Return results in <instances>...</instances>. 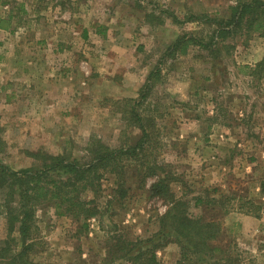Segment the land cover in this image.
<instances>
[{
    "label": "rangeland",
    "instance_id": "rangeland-1",
    "mask_svg": "<svg viewBox=\"0 0 264 264\" xmlns=\"http://www.w3.org/2000/svg\"><path fill=\"white\" fill-rule=\"evenodd\" d=\"M41 1L36 2L37 11L32 13L18 10L14 23L26 27L31 23L41 25L44 19L50 28H56L55 24L61 26L59 31L64 34L61 44L70 46V50L64 57L56 58V43L35 45L43 57L35 69L40 79L57 80L56 85L63 88L62 101L55 112L22 109L19 115L31 117V123H35L31 125L11 126L13 121L9 117H14L13 113L0 109L1 164L21 171L36 166L37 160L32 155L40 153L65 152L82 158L91 136L110 147L119 146L125 138L137 133L121 120L120 100L124 95L138 96L149 72L158 67L160 76L141 107L157 109L152 159L173 168L177 181L172 191L176 198L184 195L190 202V212L195 215L201 209L193 207L194 197L216 198L218 192L227 191L228 196L235 197L231 205L239 198L255 200L257 185L264 182V72L262 68L260 74L249 75L248 68H254L264 56V39L257 34L238 33L228 40L234 50L222 60L210 59L206 51L191 46L175 60L168 58L161 62L177 37L194 34L208 38L211 32L208 24L199 20L188 22L189 16L224 18L233 0H60L57 3L53 0L48 2L46 11L39 9ZM150 13L153 16L147 20L146 14ZM169 13L182 23H174ZM161 20L163 23L158 25ZM27 35L30 43L37 38L34 32ZM118 47L122 51H116ZM40 71L45 72L39 74ZM189 88L194 89L189 99L191 108L183 109L180 102L184 90ZM203 89L209 91L202 93L206 98L201 95ZM214 105L216 112L212 120L215 119L218 127L210 126L205 119ZM42 115L49 124L39 123ZM184 116L195 123V134L200 133L201 138L213 134L210 143L202 139L194 146L202 149V168L205 165L211 172H219L206 180L216 187L197 185L199 181L195 177L198 180L200 177L195 171L197 154L188 140V131L181 126ZM190 149L193 156L186 153ZM126 167L127 196L118 198L114 193L115 179L107 175L101 181L98 198L101 215L87 222L88 230H81V222L57 217L49 208L38 210L35 220L38 234L31 260L37 264H104L108 246V264H127L118 258L122 253H118L121 241L150 238L158 231L152 233L157 211L165 207L167 211L170 205L167 200L151 196L152 179L142 177L144 170L139 164L129 160ZM82 198L90 200L91 191H86ZM263 216L261 213L260 219L243 218L230 212L223 218L222 227L227 234L224 240L229 238L237 244L241 264L251 261L264 264ZM16 240L17 231L9 232L4 215H0V253L5 256L4 263L18 250ZM151 245L142 242L134 250ZM169 245L178 249L174 243Z\"/></svg>",
    "mask_w": 264,
    "mask_h": 264
},
{
    "label": "trees",
    "instance_id": "trees-1",
    "mask_svg": "<svg viewBox=\"0 0 264 264\" xmlns=\"http://www.w3.org/2000/svg\"><path fill=\"white\" fill-rule=\"evenodd\" d=\"M233 1V6L228 8L224 18L203 16L198 19L189 16L188 22L199 20L208 24L211 31L208 38L194 34L177 37L166 49L161 62L168 58L175 60L186 54L191 46L206 51L210 59L222 60L224 55L229 56L234 50L228 40L238 33L246 36L249 33L257 34L264 39V1ZM151 16L153 14H146L147 20ZM168 16L174 23H182L173 13ZM158 23L161 25L163 22L161 20ZM262 68L264 72V58L256 64L251 75L260 74ZM160 73L158 67L149 72L138 98L120 100L121 120L128 129L137 133L125 138L119 146L110 147L100 138L91 136L82 158H74L65 152L58 155L40 153L41 155H32L37 160L36 166L21 171H13L0 163V193L3 192L0 215H4L9 232L17 231L16 244L19 247L8 256L7 263L3 262L5 256L0 253L2 264H37L31 260V254L37 241L38 228L35 220L38 210L49 208L57 217L81 222V230H88L87 222L101 215L98 198L102 191L101 181L107 175H112L115 179L114 193L118 198L127 196L126 162L129 160L142 167L143 178L152 179L149 186L151 196L167 200L170 208L159 218V230L150 238L136 242L121 241L118 253H122L118 256L119 259H124L127 264H156L157 253L174 243L179 251L176 264L242 263L234 240H224L227 234L222 227L223 218L235 210L245 216L260 219L264 205L243 198L231 205L235 197L198 196L191 198L193 207L201 209V213L195 215L190 212V202L184 199V195L176 198L171 188L177 181L173 168L152 159L157 109L141 107ZM2 150L3 142L0 139V152ZM260 190L264 194V182L260 183ZM86 191L92 193L90 200L82 198ZM142 242L152 245L135 251ZM108 251L107 246L104 264H108ZM250 263L253 264L252 261Z\"/></svg>",
    "mask_w": 264,
    "mask_h": 264
},
{
    "label": "crops",
    "instance_id": "crops-1",
    "mask_svg": "<svg viewBox=\"0 0 264 264\" xmlns=\"http://www.w3.org/2000/svg\"><path fill=\"white\" fill-rule=\"evenodd\" d=\"M38 0H0V109H9L14 117H9L11 126H19V125H31L35 123H31V117L20 116L19 112L24 110H32V109H49L50 111H57L60 109V104L63 96V88L56 85L57 80H47L40 79V76L36 74L35 65H37L38 61H41L43 57L39 54L38 50L35 49V45L38 46H50L53 43H56V58L64 57V53L67 50H70V46H63L61 43H64L63 40V31H59L60 25L55 24L57 27L50 28L47 24V20L43 19L41 25L36 24H28L26 27L15 25V18L17 17V11L25 10L30 13L32 11H37L35 7L36 2ZM53 0H43L40 2L41 7L39 8L41 11H46L48 7V2H52ZM60 0H56V3ZM58 5V4H57ZM28 6H30L28 8ZM58 9L57 6L54 7ZM61 9V7H60ZM108 15V14H107ZM110 17V15H108ZM55 18L57 17L54 16ZM108 19V18H107ZM33 22V21H32ZM34 32L36 40L31 42L26 39L28 32ZM97 31L95 32V36L97 35ZM45 39V40H44ZM72 41V40H71ZM33 43V44H32ZM68 42L66 43V45ZM121 45V43H116ZM34 46V47H33ZM59 47V48H58ZM122 51L121 47L116 48V51ZM48 56H46L47 58ZM264 56L254 64V67L257 63H259ZM36 59V60H35ZM35 62V63H34ZM41 64V63H40ZM249 75L252 73L254 68H248ZM45 71H40L39 74ZM45 77H47L45 75ZM201 91V95L209 94V91ZM185 91L184 99L180 102V106L183 109L191 108L189 99L192 97L193 88H189ZM203 93V94H202ZM124 99H135L138 96L131 95L128 97L127 95L123 96ZM203 98H206L204 95ZM180 101V100H179ZM209 101L207 100V103ZM213 108V110H212ZM209 111V110H208ZM211 115L208 113L205 114L207 118H205L213 127H218V123L212 120V115L216 112V105L211 106L210 111ZM40 124L47 125L49 124L48 118L45 116H39ZM52 117V116H51ZM82 116L80 115V118ZM195 119H199L198 117ZM43 121V122H42ZM36 122V120H33ZM189 133L188 140L192 144V148L195 147L194 143L203 139L210 143V139H212L213 134L211 135H203L195 134V123H193L190 119L184 116V124H181ZM47 132V130L45 131ZM222 139V138H221ZM224 140V138H223ZM222 143V142H221ZM201 151L202 149L193 148V152L197 154V162L195 163L196 175L200 176L199 180L195 177L198 182L197 185H201L203 187L214 186L215 184L206 182L208 176L215 177V173L209 170L210 168L205 167L202 168L201 162ZM186 153H190L191 149L186 151ZM199 156V157H198ZM177 157V156H176ZM193 167V166H192ZM211 167V166H210ZM191 169V168H190ZM190 172V171H189ZM220 175V174H219ZM152 183V182H151ZM205 183H208L206 185ZM173 185V184H172ZM171 185V188H172ZM216 187V186H214ZM220 187V185L218 186ZM220 190V189H219ZM227 191L218 192V196L216 198L223 197ZM256 197L255 200H252L254 203L259 205H264V194L260 190V185H257L256 188ZM182 195V194H181ZM228 196V195H227ZM258 198V199H256ZM252 199V198H251ZM166 211V207L163 211H157L155 218H153L155 226L153 227V232L155 233L159 230L158 220L161 215ZM262 215H264V209L262 210ZM234 213L237 216H241L243 218H247L250 216H245L238 211L232 210L231 213ZM264 217V216H263ZM253 218V217H250ZM94 220V219H92ZM179 259V251L174 246L168 245L164 249L160 250L157 253V263L156 264H176ZM36 263V262H35ZM41 264V263H39Z\"/></svg>",
    "mask_w": 264,
    "mask_h": 264
}]
</instances>
